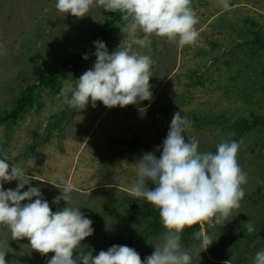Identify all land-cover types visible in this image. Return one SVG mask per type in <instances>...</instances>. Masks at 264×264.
I'll use <instances>...</instances> for the list:
<instances>
[{"label": "rangeland", "instance_id": "1", "mask_svg": "<svg viewBox=\"0 0 264 264\" xmlns=\"http://www.w3.org/2000/svg\"><path fill=\"white\" fill-rule=\"evenodd\" d=\"M55 4L56 0H0V109L37 76L55 71L79 49L91 48L93 28L108 14L94 3L87 15L78 18L58 12ZM230 4L225 11L220 0H191L199 36L182 48L156 36L150 47L141 48L123 33L124 21L102 40L110 53L120 46L152 58L151 100L113 108L97 101L96 107L89 103L81 112L66 105L60 90L74 86L93 67V50L75 78L68 76L54 90L42 89L39 103L17 125L0 126V152L10 158V166L17 163L26 169L31 179L21 191L39 187L52 211H57L67 206L63 200L52 203L61 194L57 186L62 188L63 180L73 185L68 206L80 207L94 229L74 250V258L90 251L95 257L110 242L143 228L138 213L115 201L130 194L137 179L135 163L162 144L175 112L181 111L190 122L185 138L196 137L204 150L224 137L212 123L216 117L264 114V77L261 72L256 76V68L264 66V54L252 57L243 47V41L257 36L247 32L245 19L258 21L263 26L258 29L264 31V0H230ZM239 145L237 161L247 173L245 196L225 224H203V233L214 241L204 251L201 239L186 246L191 264H253L255 253L264 250V233L252 237L254 232L248 233L244 225L251 220L256 230L264 223V133L247 134ZM16 186L17 181L3 185L5 190ZM163 233L129 247L143 261ZM0 247L7 250V264H47L54 255L32 249L26 237L13 240L4 225H0Z\"/></svg>", "mask_w": 264, "mask_h": 264}, {"label": "clouds", "instance_id": "2", "mask_svg": "<svg viewBox=\"0 0 264 264\" xmlns=\"http://www.w3.org/2000/svg\"><path fill=\"white\" fill-rule=\"evenodd\" d=\"M94 3L106 12H119L125 22L123 33L141 48L150 47L152 36L167 38L181 48L199 36L195 28L198 17L191 0H56L55 7L62 14L79 18L87 15ZM220 4L223 10H230V0H220ZM93 45V67L76 79L74 86L60 90L66 105L81 112L89 103L96 107L97 101L113 108L152 99L149 81L154 61L150 56L130 53L120 46L110 53L101 40L93 41ZM83 59L88 60L89 55L84 54ZM189 127L190 122L181 111L175 112L162 144L156 151L143 153L135 163L137 179L130 194L154 205L165 229L162 241L153 245V253L143 261L135 249L115 244L95 257L91 251H77L74 258V250L93 235L94 229L80 207L68 206L73 185L63 180L61 188L50 182L61 190L52 203L67 202V206L52 211L39 187L29 186L21 191L30 185L27 170L17 163L10 166V158L3 152L0 225L10 229L13 240L26 237L31 248L41 254L54 252L47 264H191L192 257L181 244L183 230L206 221H229L232 210L240 207L245 196L247 173L237 161L238 141L225 139L217 144L215 152H201L196 137L185 138ZM12 181H17L16 188L5 190L3 185ZM244 225L248 233L255 231L251 220ZM194 236L201 239L202 251L214 241L203 229ZM6 252L0 247V264H7ZM253 264H264V250L255 253Z\"/></svg>", "mask_w": 264, "mask_h": 264}, {"label": "trees", "instance_id": "3", "mask_svg": "<svg viewBox=\"0 0 264 264\" xmlns=\"http://www.w3.org/2000/svg\"><path fill=\"white\" fill-rule=\"evenodd\" d=\"M122 21L119 12H108L104 17L103 23L97 28H93L92 47L81 48L75 53L70 54L56 67L55 71L46 75H39L35 78L34 82L28 83L26 86L19 89L18 93L14 96L13 102L3 109H0V126L10 128L17 125L20 120L39 103L38 101L41 98L42 89L49 88L54 90L60 86L62 81L68 76L75 78L79 70L90 60L91 54L93 50H95L93 41H102L110 38L118 24ZM244 22L246 23L245 25H248L247 32L251 31L256 33L257 36L256 38L243 41V44H245L243 47L247 46L245 48L249 49V54L252 57L264 54V31L258 29L259 26H263L254 19L247 18ZM237 28L240 30L243 29L241 27ZM84 54L89 55L88 60L83 59ZM260 72L264 77V66L262 65L260 70L256 68V76H260ZM212 123L224 134L222 140L230 139L240 142L247 134L255 131L264 133V114L262 113L251 112L249 115L241 114L237 116L222 114L216 117ZM216 146L217 145L205 150L199 149V151L215 152ZM159 155L160 154H157V156ZM115 203L138 213L140 222L143 223V228L130 235L119 237L116 241L110 242L109 246L114 244L127 246L142 244L151 237L159 236L165 231L160 221L158 209L154 205L146 202L143 198H136L129 193H125L124 196L115 201ZM208 223L209 222L206 221L191 227H186L181 235V244L183 248L196 242L198 238L194 236V233L201 231L203 224ZM262 232L264 233V223L254 231L252 237H259Z\"/></svg>", "mask_w": 264, "mask_h": 264}]
</instances>
